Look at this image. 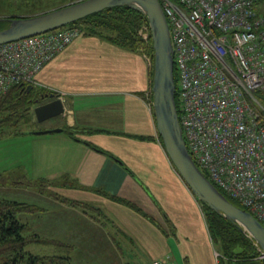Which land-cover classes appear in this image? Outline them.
Listing matches in <instances>:
<instances>
[{
  "label": "crops",
  "instance_id": "0c3cea01",
  "mask_svg": "<svg viewBox=\"0 0 264 264\" xmlns=\"http://www.w3.org/2000/svg\"><path fill=\"white\" fill-rule=\"evenodd\" d=\"M152 75L140 49L82 33L37 73V87L57 94L65 109L32 129L61 130L14 134V151L26 155L0 173L47 181L58 196L90 208L47 191L21 198L41 209L19 217L37 234L70 244L73 264H146L167 255L173 264H219L201 205L157 133Z\"/></svg>",
  "mask_w": 264,
  "mask_h": 264
},
{
  "label": "built area",
  "instance_id": "2783aa9c",
  "mask_svg": "<svg viewBox=\"0 0 264 264\" xmlns=\"http://www.w3.org/2000/svg\"><path fill=\"white\" fill-rule=\"evenodd\" d=\"M177 75L179 121L208 179L264 226V13L260 0H159ZM147 38L149 28L141 30ZM66 25L0 44V99L75 37ZM218 255V253L216 252ZM146 264H173L170 257Z\"/></svg>",
  "mask_w": 264,
  "mask_h": 264
},
{
  "label": "water",
  "instance_id": "95a60500",
  "mask_svg": "<svg viewBox=\"0 0 264 264\" xmlns=\"http://www.w3.org/2000/svg\"><path fill=\"white\" fill-rule=\"evenodd\" d=\"M128 5L146 16L153 46V75L151 83L152 109L157 133L163 147L181 179L210 209L232 221L249 237L264 257V226L248 210L229 200L199 169L192 159L182 134L175 102L173 48L168 22L159 0H77L31 16L0 17L7 25L0 29V44L27 36L41 34L75 22L103 9ZM32 85H27L30 90ZM63 100L53 92L36 99L32 108L36 121L43 122L64 112ZM61 128L28 131L45 134ZM237 247L234 251L239 252Z\"/></svg>",
  "mask_w": 264,
  "mask_h": 264
},
{
  "label": "trees",
  "instance_id": "16d2710c",
  "mask_svg": "<svg viewBox=\"0 0 264 264\" xmlns=\"http://www.w3.org/2000/svg\"><path fill=\"white\" fill-rule=\"evenodd\" d=\"M260 12L264 13L263 10ZM7 24V21H0V29ZM144 24L148 25L146 16L143 13L128 5H119L95 12L67 25L79 27L82 34L97 35L132 50L140 49L150 60L152 74L153 46L150 32H148L145 40L138 33ZM174 81L176 86L175 102L179 114L175 69ZM47 92L49 91L40 87L32 86L30 90H27L25 84L14 85L0 99V110L9 112L7 119L9 116H24L27 120H32V105L35 104L36 99L40 98L41 94ZM67 130L71 133L69 129ZM25 132L28 131L18 129L13 133ZM29 180L24 176L12 179L10 175L0 173V184L22 182L28 185L31 184ZM41 182L45 183L47 181L41 180ZM41 182L37 185L39 189L42 188L43 190V187L39 186L42 184ZM47 183L45 184L47 185ZM225 196L238 205L227 195ZM58 197L65 203L82 207L85 211L86 208L90 209L77 200ZM198 201L204 214L212 244L218 252L219 264H264V257L260 255L249 237L242 233L232 221L210 209L204 202ZM125 202L138 209L130 202ZM40 209V207L31 203L0 197V264H73L70 258L72 249L70 244L37 234L19 217L23 212H37ZM34 244L51 246L53 252L34 253L28 249L30 245ZM237 247L241 249L239 252L234 251Z\"/></svg>",
  "mask_w": 264,
  "mask_h": 264
},
{
  "label": "rangeland",
  "instance_id": "374dc122",
  "mask_svg": "<svg viewBox=\"0 0 264 264\" xmlns=\"http://www.w3.org/2000/svg\"><path fill=\"white\" fill-rule=\"evenodd\" d=\"M77 0H0V17H22V16H31L35 15L47 10H51L53 8L75 2ZM256 9L257 10H263L264 11V0L259 1L256 4ZM139 29V34L143 40L146 38L144 37V32L140 31ZM34 104L32 105L33 108ZM8 111L7 110H0V171L11 167L12 166V160L19 159V157H25L26 151H21L17 152L14 151L16 148V137H19L17 135H14L15 131L18 129L21 130H27V131H32L36 129L34 126H44V122L40 123H35L33 120H27L26 117H8ZM33 113V111H32ZM13 150V151H12ZM17 155L18 158H14V156ZM19 173H12L10 175V178L16 179L19 177ZM31 182V188H19L17 190L23 191L22 194H19L17 197L20 199H14V200H24L21 198H25L27 200H32L33 199V194L32 190H37V191H47V193H53L54 195H57V193L53 192V188H47L45 187L46 184L42 183L40 181H32ZM42 183L39 185L40 187H43L39 189L38 185L39 183ZM18 188V186H17ZM55 189V188H54ZM17 190L14 188H2L0 186V194H8V195H13L17 193ZM49 191V192H48ZM4 192V193H2ZM46 194V193H45ZM211 241V240H210ZM212 244V241H211ZM213 246V244H212ZM214 247V246H213ZM32 252L34 253H52L53 248L51 246H44V245H30L28 247Z\"/></svg>",
  "mask_w": 264,
  "mask_h": 264
}]
</instances>
